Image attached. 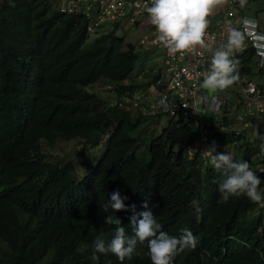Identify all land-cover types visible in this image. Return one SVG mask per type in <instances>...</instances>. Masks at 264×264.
<instances>
[{"label":"trees","instance_id":"1","mask_svg":"<svg viewBox=\"0 0 264 264\" xmlns=\"http://www.w3.org/2000/svg\"><path fill=\"white\" fill-rule=\"evenodd\" d=\"M57 3L0 5V264H152L146 242L131 260L92 258L95 237L114 235L105 217H119L131 235L130 218L145 203L163 231L179 237L187 228L198 239L171 264H264V207L246 195L222 200L220 173L203 164L194 117L167 116L157 135L148 133L145 153L134 150L132 131L166 114L126 100L146 83L134 75L140 48L126 41L122 23L106 20L90 31L84 15L61 12ZM110 92L116 96L107 101ZM226 120L204 125L207 146L215 140L225 152L232 145L234 159L256 173L251 133L221 129ZM65 142L77 147L70 157L61 153ZM97 147L101 153L90 156ZM116 189L135 212L100 209Z\"/></svg>","mask_w":264,"mask_h":264},{"label":"built area","instance_id":"2","mask_svg":"<svg viewBox=\"0 0 264 264\" xmlns=\"http://www.w3.org/2000/svg\"><path fill=\"white\" fill-rule=\"evenodd\" d=\"M57 1L61 12L84 15L90 31L106 20L135 22L139 20L137 16L147 15L146 9L151 6V0ZM237 1L225 0L222 4V13L206 30L203 47L197 46L183 53H166L163 69L157 71L148 85L149 92H140L136 97H126V100L149 115L177 117L181 113L194 117L200 128L196 144L202 151L204 165L210 163V157L205 154L210 132L204 126L209 120L200 118L201 107L209 114L221 113L227 117L220 125L223 130H233L236 134L244 129L250 130L251 137L257 141L255 172L264 181V151L261 150L264 144V20L236 11ZM245 19L255 23L245 26ZM230 28L246 33L243 47L234 52L239 60V79L233 84V101L227 89L210 92L201 86L204 75L210 71L214 51L227 44ZM161 100H165L164 105ZM260 191L264 193V182Z\"/></svg>","mask_w":264,"mask_h":264},{"label":"clouds","instance_id":"3","mask_svg":"<svg viewBox=\"0 0 264 264\" xmlns=\"http://www.w3.org/2000/svg\"><path fill=\"white\" fill-rule=\"evenodd\" d=\"M225 0H151V6L146 9L151 24L158 33V41L174 54L187 52L197 46L205 45V33L209 27L208 17L213 10L222 5ZM246 0H240L243 7ZM245 26L255 21L245 19ZM246 33L238 28H230L227 44L214 51L211 59L210 71L204 75L202 87L210 92L224 90L239 79V60L234 52L244 45ZM162 105L165 100H161ZM219 145L213 140L205 149L206 156L210 157V164L220 173L218 191L224 202L231 197L246 195L252 202L264 207V193L259 191L262 179L254 173L248 161H238L229 152H218ZM264 151V144L261 145ZM127 195H122L119 189L114 190L106 203H100L103 212L112 213L132 210L135 205H126ZM146 211L133 215L131 224L133 232L126 234L119 217L113 215L105 217V223L114 225V235L106 240L103 235L95 237L92 247L93 259H98L96 253L114 254L121 262L126 258L131 260L137 245L147 243L148 255L152 264H171L173 258L185 249L194 250L198 239L187 228L180 229V236H172L162 230L155 214L144 204Z\"/></svg>","mask_w":264,"mask_h":264},{"label":"rangeland","instance_id":"4","mask_svg":"<svg viewBox=\"0 0 264 264\" xmlns=\"http://www.w3.org/2000/svg\"><path fill=\"white\" fill-rule=\"evenodd\" d=\"M3 1L4 0H0V5H1V2ZM246 3H247V0H246ZM216 10H217V7L213 11L215 12ZM137 18L139 19L137 20L139 24L138 23L136 24V22H133L132 20H122V25H123V32L126 34V38H125L126 41H131L135 43L137 47L140 48V52L138 54L139 57L135 62V69H134L135 72L138 71L140 64L142 65L144 59L146 58L145 71L142 73L143 75L141 76V78L139 77V79H142L146 83L145 87H142V88H146V86L151 82L153 75L156 73V70L163 69V66H164L163 59L165 57L164 54L166 53V48L164 47V51L162 53L150 56L152 55V53L157 52V50L153 49L154 48L153 42H147V41L148 39H152L153 37H155L154 35L158 33L156 31L155 26L151 24L149 15H139L137 16ZM117 31L121 32L122 29L119 27L117 28ZM92 39H93V36L90 37L88 41H91ZM141 39L142 41L146 43L144 44V46L141 43H139ZM101 86H102L101 84H95V87L97 88V90H102L103 88ZM231 86L233 87V85ZM146 92H149V91L146 90ZM103 94L104 95L108 94L107 95L108 97L106 98L107 101H112L113 99H115V96H116L115 92L103 93ZM199 111H200L201 117H204L205 112H204L203 107ZM166 119H167V115H163L160 120V123H154V122H151L150 121L151 118H149L147 122H144V124L140 125L135 130L132 131V134L134 135V137L137 138V141L134 145V150L138 154L145 153V147L149 139L151 138L149 134L151 133L153 134V136L157 135L160 132V129ZM248 132L250 133V130H247V133ZM249 141H250V144L254 148L257 147V141L253 137H251ZM74 144H75L74 142L63 143V146L60 147L61 153L65 154L67 157L72 156V154L76 151V148H77V147L75 148ZM102 148L103 147H97L96 149H98L99 152L98 150H94L93 153L90 154V156L93 157L98 153L100 154ZM236 150L237 148L233 147L232 145H228V147L226 148V151L228 152H234ZM247 150H248V146H244L241 149L242 155H245ZM190 153H192V150L190 151ZM85 159L86 157L82 156L81 158L82 163L86 161ZM256 164L257 163L255 161V163H253L252 165V168H255ZM262 213L264 215V208H263Z\"/></svg>","mask_w":264,"mask_h":264},{"label":"crops","instance_id":"5","mask_svg":"<svg viewBox=\"0 0 264 264\" xmlns=\"http://www.w3.org/2000/svg\"><path fill=\"white\" fill-rule=\"evenodd\" d=\"M236 11L243 12V13H247V14L256 15V16L259 17V19L261 21H263L264 20V0H247L246 5L243 6V7H241L240 0H238L236 2ZM221 13H222V5L217 6V10L215 12L213 11L211 13V15L208 17V19L210 21L209 25H213V22L215 21V19ZM154 36L155 37H153L152 39H148L147 42H153V44H154V48L153 49H156L157 52L152 53V55H150V56H153L155 54H160V53H162L164 51V46L158 41V34H155ZM141 41H142V39H141ZM141 41H139V43H141L144 46V44H146V43L144 41H142V42ZM166 53H169L168 50H167V48H166ZM145 60H146V58L144 59L142 65L140 64V67H139V69L137 71L138 73L135 72V70H134V75H138L137 76L138 78L139 77L141 78V76L143 75L142 73L145 71ZM159 70H156V73L153 75V77H155V75L157 74V71H159ZM153 77H152V79H153ZM148 85L146 86V88H139L137 91L145 93L146 90H148ZM227 91L229 93L230 100L233 101L232 96L234 95V87H232V86L228 87L227 88ZM203 109H204V112H205V116L204 117H201V115H200V118L203 119V120H210V119L216 120V119H219L221 116H223L221 113H216V114H212L211 113V114H209L208 112L205 111V108L204 107H203Z\"/></svg>","mask_w":264,"mask_h":264},{"label":"water","instance_id":"6","mask_svg":"<svg viewBox=\"0 0 264 264\" xmlns=\"http://www.w3.org/2000/svg\"><path fill=\"white\" fill-rule=\"evenodd\" d=\"M144 65V64H143Z\"/></svg>","mask_w":264,"mask_h":264}]
</instances>
